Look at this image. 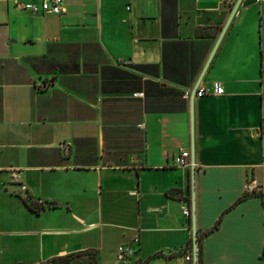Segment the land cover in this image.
Wrapping results in <instances>:
<instances>
[{"label": "crops", "instance_id": "1", "mask_svg": "<svg viewBox=\"0 0 264 264\" xmlns=\"http://www.w3.org/2000/svg\"><path fill=\"white\" fill-rule=\"evenodd\" d=\"M15 1L0 0V264H121V245L127 264H192L191 166L173 162L191 108L203 264H264V193L244 194L247 176L264 185V0L241 2L204 75L237 0Z\"/></svg>", "mask_w": 264, "mask_h": 264}, {"label": "built area", "instance_id": "2", "mask_svg": "<svg viewBox=\"0 0 264 264\" xmlns=\"http://www.w3.org/2000/svg\"><path fill=\"white\" fill-rule=\"evenodd\" d=\"M15 6L25 12L32 15L38 14H55L61 15L64 12V0H42L39 4L35 2H21L15 1ZM224 94V89L220 83H214L212 90H208L204 87L197 91V97L201 98L207 95L220 96ZM135 97H143V94H135ZM173 162L175 166L180 168H189L191 166V154L189 150H180L179 153L174 157ZM13 178H16L13 173ZM264 185L261 184L257 179L252 176H247L244 184V194L249 196L263 195ZM183 215L186 218H190V209L188 207L183 208ZM137 242V239L135 240ZM134 250L131 245H121L118 248V259L119 262H125L127 259L132 257ZM186 260L192 263V256H186Z\"/></svg>", "mask_w": 264, "mask_h": 264}, {"label": "water", "instance_id": "3", "mask_svg": "<svg viewBox=\"0 0 264 264\" xmlns=\"http://www.w3.org/2000/svg\"><path fill=\"white\" fill-rule=\"evenodd\" d=\"M243 0H237L235 3L230 17L228 21L226 22V25L222 29V32L215 44V47L211 53V56L209 58L208 64L206 65L203 75L211 62V59L213 58L217 48L219 47V44L221 43L223 36L225 35L233 17L235 16L241 2ZM202 75V76H203ZM191 188H192V205H191V220H192V242H193V250H192V264H197L198 261V246H197V228H196V201H195V142H194V126H193V108H191Z\"/></svg>", "mask_w": 264, "mask_h": 264}, {"label": "trees", "instance_id": "4", "mask_svg": "<svg viewBox=\"0 0 264 264\" xmlns=\"http://www.w3.org/2000/svg\"><path fill=\"white\" fill-rule=\"evenodd\" d=\"M25 203L27 204V206L31 210H33L36 213H40L45 208L43 204H38V203H34V202H32L31 204H28L26 202V200H25ZM202 239H203V235L202 234L198 235V238H197V246H198V261H197V264H203ZM189 246H190V249L193 247L192 239H191V241L189 243ZM76 256H78V255H70V256H65L63 258H57V259H54V260H52L51 262H48V263L71 264ZM48 263H46V264H48ZM90 264H98L95 256H91ZM121 264H124V262H122ZM136 264H145V263L140 262V263H136Z\"/></svg>", "mask_w": 264, "mask_h": 264}, {"label": "rangeland", "instance_id": "5", "mask_svg": "<svg viewBox=\"0 0 264 264\" xmlns=\"http://www.w3.org/2000/svg\"><path fill=\"white\" fill-rule=\"evenodd\" d=\"M124 264H127V263H124Z\"/></svg>", "mask_w": 264, "mask_h": 264}]
</instances>
